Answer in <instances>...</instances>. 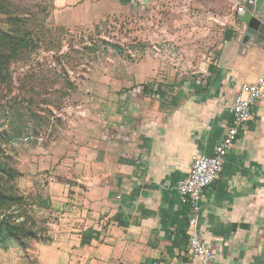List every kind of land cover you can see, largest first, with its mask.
<instances>
[{"label":"crops","instance_id":"1","mask_svg":"<svg viewBox=\"0 0 264 264\" xmlns=\"http://www.w3.org/2000/svg\"><path fill=\"white\" fill-rule=\"evenodd\" d=\"M202 1L206 13L196 20L203 27L220 22L237 34L215 46L208 30L200 41L202 57L212 49L220 80L180 83L170 96L153 84L150 104L124 101L117 114L84 122L91 129L84 136L85 190L78 196L83 227L69 228L80 232L51 259L43 248L37 264H196L186 249L187 217L177 186L193 159L211 155L219 144L239 86L264 76V49L241 44L240 3ZM197 232L212 247L213 264H264V101L254 106L203 192Z\"/></svg>","mask_w":264,"mask_h":264},{"label":"rangeland","instance_id":"2","mask_svg":"<svg viewBox=\"0 0 264 264\" xmlns=\"http://www.w3.org/2000/svg\"><path fill=\"white\" fill-rule=\"evenodd\" d=\"M201 1H9L18 11L29 13L33 24L42 26L47 36L26 63L10 65L11 92L0 83V135L8 131L15 137L0 140V162L13 174L4 188L25 202L12 205L5 216L10 223H23V233L30 230L35 235L22 242L16 238L0 241V264H37L43 248H47L45 257L51 259L58 252L55 248L74 241L80 232H68L69 228L82 229L85 207L78 196L85 190L84 136L91 129L84 122L94 125L98 117L117 114L124 101L139 99L150 104L151 93L137 90L142 86L150 89L156 84L170 96L180 83L208 84L214 79L208 72L212 49H205L206 57H202L200 41L210 30L206 37L216 46L224 40L227 27L220 22L203 27L196 20L206 13ZM227 9L222 3L221 13ZM236 37L235 32L230 40ZM60 69L76 87L75 92L64 88L63 98L59 96L61 82L51 84ZM41 75L47 77L42 86L27 84L26 79ZM22 82L26 91L20 90ZM15 98L20 103L13 104ZM19 105L23 108L18 124L24 125L21 135L13 131L14 123L9 125L15 120L12 109ZM31 109L46 120L37 135L33 134L37 122L31 119ZM96 128L98 134L101 129Z\"/></svg>","mask_w":264,"mask_h":264},{"label":"trees","instance_id":"3","mask_svg":"<svg viewBox=\"0 0 264 264\" xmlns=\"http://www.w3.org/2000/svg\"><path fill=\"white\" fill-rule=\"evenodd\" d=\"M10 0H0V83L5 84L8 89H6L9 93L11 92V75L8 72L10 65L15 63H26L31 56L37 54L39 49L44 44V37L47 34L44 33L42 26L33 24L32 16L29 13H24L18 11V6H12L9 3ZM49 32V31H48ZM47 32V33H48ZM49 34V33H48ZM235 32L232 30H225L224 32V41L230 40L234 36ZM47 51H50V48H46ZM208 72L212 73L214 76V80H220V72L217 70L215 65H213V61L208 68ZM42 77H34L33 80L26 79L27 84H31L30 82H34V87L38 88L42 86L43 82L46 80V76L41 75ZM54 80L51 83L52 85L58 84L57 82H61V86L59 87L61 91H59V96L61 98L66 96V93L63 91L66 88L67 91L75 92L76 87L74 84L68 79L67 73L65 70L60 69L58 75H54ZM25 81V82H26ZM26 84V83H25ZM38 86V87H37ZM21 91H26L25 85L22 82L20 85ZM151 89L147 86L141 87V93L147 94ZM58 91V89H57ZM35 92V91H34ZM33 92V93H34ZM32 98V95H31ZM17 99L13 104L20 103L21 99ZM14 100V99H13ZM45 103H49V101H44ZM20 106V105H19ZM33 106V105H32ZM35 106V105H34ZM13 114H15L14 122L10 121L9 125L13 127V123L15 127H13V131L17 135H21L22 127H18V124L22 122L23 116V108L20 106L16 109H12ZM32 110V109H31ZM50 114L47 111V115ZM5 116H8L7 113ZM31 119L37 122V125L33 127V134L37 135L38 130L41 125H45L46 120L42 118H38L39 116L35 115V112L30 113ZM10 120V119H9ZM21 125V123H20ZM15 138L14 136H10L8 131L4 132L0 135L1 141H7ZM0 174L6 177L4 180L0 179V241H4L5 239L16 238L20 241L22 238H32L34 239V233L32 231H27L23 233L24 225L10 223L7 221V217L5 216V212L15 204H25L23 199L19 197H15L13 195H9L6 193L4 184L7 181L13 179V174L11 171L5 168V165L0 162ZM3 177V178H4ZM22 242V241H20Z\"/></svg>","mask_w":264,"mask_h":264},{"label":"built area","instance_id":"4","mask_svg":"<svg viewBox=\"0 0 264 264\" xmlns=\"http://www.w3.org/2000/svg\"><path fill=\"white\" fill-rule=\"evenodd\" d=\"M235 13H244L242 5H236ZM264 101V76L252 83L239 86L228 107V126L209 156L193 159L185 181L177 186L181 203L186 211V249L196 264H213L212 247L203 243L197 232L198 215L202 194L217 179L224 163L227 150L237 141L239 132L251 120L254 106Z\"/></svg>","mask_w":264,"mask_h":264},{"label":"water","instance_id":"5","mask_svg":"<svg viewBox=\"0 0 264 264\" xmlns=\"http://www.w3.org/2000/svg\"><path fill=\"white\" fill-rule=\"evenodd\" d=\"M244 14L237 21L243 31L241 44L264 49V0H237Z\"/></svg>","mask_w":264,"mask_h":264}]
</instances>
